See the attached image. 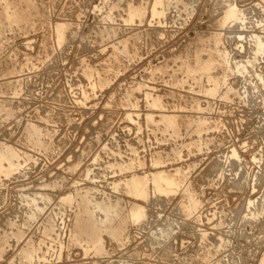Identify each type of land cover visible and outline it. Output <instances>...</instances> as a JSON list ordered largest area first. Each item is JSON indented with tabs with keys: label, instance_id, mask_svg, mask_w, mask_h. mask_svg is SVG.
<instances>
[{
	"label": "rangeland",
	"instance_id": "374dc122",
	"mask_svg": "<svg viewBox=\"0 0 264 264\" xmlns=\"http://www.w3.org/2000/svg\"><path fill=\"white\" fill-rule=\"evenodd\" d=\"M0 8V149L17 151L0 171V264H264V0ZM163 171L175 185L154 183ZM133 175L147 179L138 196ZM85 193L125 221L98 250L74 231Z\"/></svg>",
	"mask_w": 264,
	"mask_h": 264
},
{
	"label": "bare ground",
	"instance_id": "6f19581e",
	"mask_svg": "<svg viewBox=\"0 0 264 264\" xmlns=\"http://www.w3.org/2000/svg\"><path fill=\"white\" fill-rule=\"evenodd\" d=\"M1 9V8H0ZM232 9V8H231ZM235 9V7H234ZM231 13V12H230ZM228 14V13H227ZM236 14V13H235ZM21 15V14H20ZM158 15V14H157ZM225 15V14H224ZM18 18V17H17ZM106 20V19H105ZM225 23V22H224ZM55 30L56 32L61 35L62 34V31L65 29L66 25L65 24H61V23H56L55 24ZM219 42V41H218ZM256 42V41H255ZM254 42V43H255ZM259 42V41H257ZM218 44V43H217ZM256 45V44H255ZM118 47V46H117ZM256 53H263L264 52V47L261 45V43H259L256 47ZM261 52V53H260ZM255 53V54H256ZM263 56V55H262ZM256 57V56H255ZM254 58V57H253ZM257 59V58H256ZM255 59V61H256ZM251 62V61H250ZM249 62V63H250ZM208 63V62H207ZM249 63H247L248 65H250ZM255 63V62H254ZM252 65V64H251ZM242 68V67H241ZM240 69V67H239ZM251 69V68H250ZM251 71V70H250ZM97 72V71H96ZM247 72V70H246ZM255 75V74H254ZM257 76V75H256ZM255 76V77H256ZM259 77H257L258 79ZM264 80V79H263ZM260 81V80H259ZM258 83H261L260 86L261 87H264V81L262 82H258ZM257 83V84H258ZM17 84V83H16ZM256 85V84H255ZM259 87V85L257 86V88ZM17 89V88H16ZM228 91V90H226ZM250 92V91H249ZM128 94V93H127ZM136 96V95H135ZM229 97V96H228ZM231 97V96H230ZM134 103V102H133ZM167 107V106H166ZM168 109V108H167ZM165 113V112H164ZM163 113V114H164ZM168 113V112H167ZM165 113L164 115H162L165 123L167 124V126L169 128H172V129H175V127L180 123L179 120L177 118H175L174 116L170 115V114H167ZM10 114V113H9ZM130 113L127 114V116L129 115ZM147 114V113H146ZM132 115V114H131ZM150 114L147 115V118L149 119V116ZM145 116V115H144ZM150 116H153V115H150ZM128 117H131V116H128ZM161 118V119H162ZM132 119V118H131ZM155 120V119H154ZM198 121V120H196ZM185 122V121H184ZM199 122V121H198ZM31 123V122H30ZM151 123V122H150ZM158 123V122H157ZM204 123V122H203ZM202 123V124H203ZM157 125V124H156ZM166 127V125H165ZM200 127V126H199ZM166 129V128H165ZM196 130V129H195ZM34 131H37V127L36 126H33L32 127V132L34 133ZM165 131V130H164ZM173 131V130H172ZM198 131V130H197ZM29 132V131H28ZM167 132V131H166ZM34 135V134H33ZM113 135V134H112ZM199 143V142H198ZM205 145V144H204ZM13 147V146H12ZM10 147V146H7V147H4L2 149H0V171L4 170L5 169V165L3 164L4 162L6 164H8V167L6 168V170L10 171L13 167L16 166V164L14 163V159H16L17 157V151L15 152V150ZM36 150V149H35ZM116 152V151H115ZM234 152V151H233ZM235 153V152H234ZM21 154V153H20ZM233 154V153H232ZM128 155V154H127ZM234 155V154H233ZM139 156V155H138ZM127 157V156H126ZM133 157V156H132ZM135 158V157H134ZM155 158V157H154ZM94 159V158H93ZM114 163V162H113ZM108 164V163H107ZM111 164V163H110ZM117 164V163H115ZM123 164V163H122ZM128 164V163H126ZM125 164V165H126ZM119 165V164H118ZM117 166V165H116ZM156 166V165H155ZM107 167V166H106ZM120 167V166H119ZM130 168V167H129ZM109 169V168H108ZM111 169V168H110ZM118 169V168H117ZM121 169V168H119ZM122 171V169H121ZM124 171V170H123ZM127 171V170H126ZM160 171V170H159ZM162 171V170H161ZM153 173V172H152ZM177 173V172H176ZM149 174V173H148ZM178 174V173H177ZM147 175V174H146ZM142 176V175H141ZM149 176V175H148ZM178 176V175H177ZM150 177V176H149ZM130 178V177H128ZM153 181L154 183H157L159 181L163 182L164 184H167L168 187L172 186V185H175L176 184V179L171 176V175H165L164 174V171L163 172H157L156 174L154 173L153 174ZM121 181V180H120ZM119 181V183H120ZM145 181L147 182V179H144L143 177H134V175L128 179V181H126V186H127V189L129 191H131L134 195L138 196V194L140 193L138 190L140 187H142V185L145 184ZM150 182V180H149ZM160 182V184H161ZM115 184H117L116 182H114ZM113 183V184H114ZM162 183V184H163ZM123 184V183H122ZM149 184V183H148ZM152 184V182H151ZM161 184V186H163ZM263 184V183H262ZM147 185V184H146ZM115 186V185H114ZM120 186V184H119ZM124 186V185H123ZM165 186V185H164ZM116 187V186H115ZM155 187V186H154ZM175 187V186H174ZM173 187V188H174ZM112 188V186H111ZM153 188V186H152ZM163 187H161L162 189ZM165 188V187H164ZM124 189V188H123ZM196 189V188H195ZM194 189V190H195ZM151 190V189H150ZM160 188H158V192H159ZM166 190V189H165ZM77 190H75V195L77 196ZM100 191V190H99ZM127 191V190H126ZM144 191V190H143ZM173 191V190H172ZM88 192V191H86ZM104 192V191H102ZM130 192V193H131ZM170 192V191H169ZM81 193V192H80ZM80 193L78 194V196L80 195ZM91 193V192H90ZM129 193V194H130ZM151 193V192H150ZM71 194V193H70ZM74 194V193H73ZM128 194V195H129ZM74 195V196H75ZM89 195V193H88ZM87 195V193L83 194L77 198H79L78 202L80 201V204L78 205V209L79 211L74 215V218H75V225H74V231H75V235H79V236H83L85 238V241L89 244V246H91L92 248H95L96 250L100 249L102 247V238L100 236V234L102 232H106L108 233L110 236L112 237H115L116 235H118L120 233V230H121V227L125 224V221H123L122 217H121V213H120V210L117 209V206L114 205V204H110V205H106L105 203L103 202H100L98 199H93L95 197H93L92 199ZM91 195V194H90ZM93 195V194H92ZM100 195V194H98ZM103 195V194H101ZM105 195V194H104ZM103 195V196H104ZM66 196V195H65ZM73 195L71 194V196H66L64 197L63 199L61 200H64L66 201V203H74L73 200H72V197ZM75 196V197H76ZM94 196V195H93ZM108 196V195H107ZM190 196V195H189ZM28 197V196H27ZM38 197V196H37ZM73 198V199H77V198ZM97 197V196H96ZM99 197V196H98ZM262 197V196H261ZM31 198V197H30ZM45 198V196H44ZM102 198V197H101ZM118 198L117 196L115 197V199ZM135 198V197H134ZM138 198V197H137ZM194 198V197H193ZM42 199V197H41ZM103 199V198H102ZM189 199V198H188ZM27 200V199H26ZM29 200V199H28ZM27 200V201H28ZM38 198H31V203L32 204H29V205H32L33 208L31 209L32 213L30 215V218H34L36 217V211H40L41 210V206L38 202ZM101 200V199H100ZM105 200V199H104ZM117 200V199H116ZM120 200V199H119ZM43 201V199H42ZM121 201V200H120ZM30 202V201H29ZM28 202V203H29ZM115 202V201H113ZM118 203V202H117ZM191 203V202H190ZM77 204V203H76ZM109 204V203H108ZM121 204V203H120ZM260 204V202L258 203ZM188 205V204H187ZM31 206V207H32ZM69 206V204H68ZM124 206V205H123ZM144 206V205H143ZM161 206V205H160ZM189 206V205H188ZM70 207V206H69ZM182 207V206H181ZM191 207V206H190ZM124 208V207H123ZM146 209V208H145ZM189 209V208H188ZM264 209V197H263V201L262 203L258 206V210H259V213L261 212L260 210H263ZM30 210V209H29ZM128 210V209H127ZM75 211V210H74ZM76 211H77V208H76ZM192 211V210H191ZM257 211V210H256ZM42 212V211H41ZM263 212V211H262ZM39 213V212H38ZM128 216L133 218V219H140L141 216L143 215L144 213V209L141 205L139 204H136V203H131V206L129 207V210H128ZM126 213V214H127ZM258 213V212H257ZM30 214V213H29ZM28 214V215H29ZM253 214V213H252ZM26 215V213H25ZM256 215V214H254ZM259 215V214H258ZM39 216V214H38ZM127 216V215H126ZM261 216V215H260ZM128 217V218H129ZM143 217V216H142ZM29 218V219H30ZM41 218V217H40ZM255 218V217H254ZM252 218V220L254 219ZM23 219V218H22ZM50 219V218H49ZM127 219V217H126ZM36 220V219H35ZM74 220V219H73ZM142 220L144 221V219L142 218ZM251 220V219H250ZM50 221V220H49ZM134 222V220H133ZM46 224V223H45ZM56 224V223H55ZM74 224V223H73ZM49 225V223H48ZM57 225V224H56ZM72 225V224H71ZM45 226V225H44ZM126 226V225H125ZM171 226V225H170ZM53 228V227H52ZM52 228H46L45 227V230L43 234H47L48 232H52L53 229ZM73 228V227H72ZM124 228V226H123ZM160 232V231H159ZM172 232V227H167V230H165V232H162L161 234L162 237L165 236H169V234ZM71 233V232H70ZM73 233V232H72ZM123 233V232H122ZM49 235V233H48ZM107 235V234H106ZM160 235V234H159ZM206 235V234H204ZM203 235V236H204ZM47 236V235H46ZM55 236V235H53ZM203 236L201 238H203ZM78 238V237H77ZM82 238V237H81ZM74 239V238H73ZM224 239V238H223ZM117 240V239H116ZM74 241V240H73ZM79 241V240H78ZM82 241V239H81ZM80 241V242H81ZM83 242V241H82ZM223 241H221L220 243H222ZM84 243V242H83ZM37 244V243H36ZM219 245V243H218ZM223 245V244H222ZM105 246V245H104ZM29 247V246H28ZM88 247V246H87ZM212 247V246H210ZM209 246L207 248H210ZM206 248V247H205ZM213 248V247H212ZM220 248V247H219ZM28 250V249H27ZM166 250V249H164ZM215 250V249H214ZM32 251V249H31ZM30 251V252H31ZM170 250L166 251V252H169ZM203 251H207L206 249L203 250ZM26 253V256L27 257H32V253ZM90 252V251H89ZM163 252V251H162ZM165 252V251H164ZM213 252V251H212ZM215 252V251H214ZM34 253V252H33ZM201 253H204V252H201ZM206 253V252H205ZM209 253V252H208ZM211 253V252H210ZM165 254V253H164ZM200 254V253H199ZM212 254V253H211ZM216 254V253H215ZM201 255V254H200ZM205 255V254H204ZM210 255V254H209ZM213 255V254H212ZM161 256V253L160 255ZM203 256V255H202ZM211 256V255H210ZM25 257V256H24ZM164 257V255H163ZM170 257V256H169ZM205 257V256H204ZM26 258V257H25ZM173 258V257H172ZM171 258V259H172ZM200 258V256H199ZM203 258V257H201ZM31 259V258H30ZM164 259V258H163ZM204 259V258H203ZM202 259V260H203ZM209 259V258H208ZM166 260V259H165ZM206 261H207V258H206ZM203 262V261H202ZM218 262V261H216ZM215 264V263H214ZM218 264V263H217Z\"/></svg>",
	"mask_w": 264,
	"mask_h": 264
}]
</instances>
